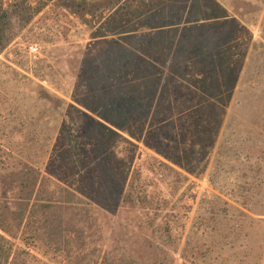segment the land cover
<instances>
[{
    "label": "rangeland",
    "instance_id": "374dc122",
    "mask_svg": "<svg viewBox=\"0 0 264 264\" xmlns=\"http://www.w3.org/2000/svg\"><path fill=\"white\" fill-rule=\"evenodd\" d=\"M4 1L0 178L69 150L56 264H264V0Z\"/></svg>",
    "mask_w": 264,
    "mask_h": 264
},
{
    "label": "trees",
    "instance_id": "16d2710c",
    "mask_svg": "<svg viewBox=\"0 0 264 264\" xmlns=\"http://www.w3.org/2000/svg\"><path fill=\"white\" fill-rule=\"evenodd\" d=\"M6 3L0 0V49L14 38L12 17L21 19L26 11L23 2L15 6L17 8L13 10H6ZM198 77L200 81L202 74ZM198 123L200 128H205L200 121ZM209 147L201 148L207 154ZM59 155L61 158L56 162L57 167L60 168L58 172H50L48 163L45 167L46 174L42 175L39 170L30 183L26 179L22 182L17 179L12 180V176L0 178V264H45L34 253L46 259L49 264H56L58 255L64 252L66 243L58 234L61 230L54 232L55 229H52L51 224L48 223L47 213L54 206L74 207L80 206L82 202L78 195L80 190L74 189V184L70 182L74 177L70 174L71 166L67 163L69 150L60 151ZM166 159L174 166L161 164L169 172L181 176L180 172L175 169L178 168L193 175L190 164L184 165L180 160L171 157H166ZM24 170L29 171V166L25 165ZM140 181L141 176L136 177L133 174L127 186V196H133ZM36 223L42 224L35 228ZM40 229L49 231V238L46 242H42L36 234V231ZM166 233L170 236L172 228H167ZM16 241L20 245H17Z\"/></svg>",
    "mask_w": 264,
    "mask_h": 264
},
{
    "label": "built area",
    "instance_id": "2783aa9c",
    "mask_svg": "<svg viewBox=\"0 0 264 264\" xmlns=\"http://www.w3.org/2000/svg\"><path fill=\"white\" fill-rule=\"evenodd\" d=\"M37 52V48L35 46H31L29 48V53L33 54V53H36Z\"/></svg>",
    "mask_w": 264,
    "mask_h": 264
}]
</instances>
